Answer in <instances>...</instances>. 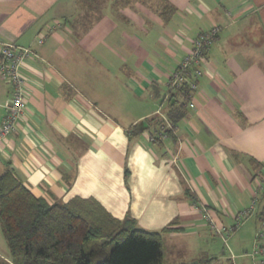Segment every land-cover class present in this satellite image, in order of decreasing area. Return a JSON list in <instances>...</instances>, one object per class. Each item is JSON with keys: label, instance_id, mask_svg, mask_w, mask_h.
I'll list each match as a JSON object with an SVG mask.
<instances>
[{"label": "crops", "instance_id": "crops-1", "mask_svg": "<svg viewBox=\"0 0 264 264\" xmlns=\"http://www.w3.org/2000/svg\"><path fill=\"white\" fill-rule=\"evenodd\" d=\"M212 30L186 100L170 80ZM0 43L33 52L0 176L49 204L94 200L144 231L172 228L165 264H264V0H96L89 14L79 0H0ZM11 95L0 81V127ZM172 95L185 101L175 124ZM206 229L227 231V252Z\"/></svg>", "mask_w": 264, "mask_h": 264}, {"label": "trees", "instance_id": "trees-1", "mask_svg": "<svg viewBox=\"0 0 264 264\" xmlns=\"http://www.w3.org/2000/svg\"><path fill=\"white\" fill-rule=\"evenodd\" d=\"M95 2L79 0L87 14ZM190 93L188 86L178 91L186 100ZM184 102L171 96L170 123L183 117ZM144 129L142 123L130 132ZM0 227L11 255V263L0 264H165L162 236L173 231H144L130 218H113L94 200L49 204L10 171L0 176Z\"/></svg>", "mask_w": 264, "mask_h": 264}, {"label": "built area", "instance_id": "built-area-1", "mask_svg": "<svg viewBox=\"0 0 264 264\" xmlns=\"http://www.w3.org/2000/svg\"><path fill=\"white\" fill-rule=\"evenodd\" d=\"M216 36V30L199 36L192 53L171 78L169 83L171 92L176 93L185 86H188L191 93L197 89L196 79L200 76L201 61ZM43 43V39L39 40V44ZM31 56H33V52L29 48L0 43V81L12 87V95L6 107V116L0 127V144L6 142L16 131L18 121L26 108L25 87L27 82L19 73V70ZM191 107H193V104H191Z\"/></svg>", "mask_w": 264, "mask_h": 264}, {"label": "rangeland", "instance_id": "rangeland-1", "mask_svg": "<svg viewBox=\"0 0 264 264\" xmlns=\"http://www.w3.org/2000/svg\"><path fill=\"white\" fill-rule=\"evenodd\" d=\"M1 228V227H0ZM211 230V229H210ZM209 229H206V232L203 236L204 240L206 239L208 241L207 244H212L214 245L213 243L214 242H219V244L217 245V249H219V252L218 253H223V252H227V247H226V244L228 243V239H229V236L227 234V231H222V230H212L210 231ZM220 231L221 233V236H223L224 239H221L222 237L217 235L218 232ZM0 244H1V247H0V255H3V252L1 251V248H5L7 250V245H6V241L4 239V235L2 233V230L0 231ZM206 244V245H207ZM181 253V252H180ZM193 263V262H192Z\"/></svg>", "mask_w": 264, "mask_h": 264}]
</instances>
